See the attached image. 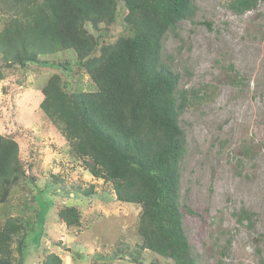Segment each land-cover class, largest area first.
<instances>
[{"label": "rangeland", "instance_id": "rangeland-1", "mask_svg": "<svg viewBox=\"0 0 264 264\" xmlns=\"http://www.w3.org/2000/svg\"><path fill=\"white\" fill-rule=\"evenodd\" d=\"M231 1L196 0V15L167 35L162 55L188 100L180 117L187 143L180 204L197 264H264V2L237 15ZM124 15L107 30H88L114 43ZM9 17L0 14V32ZM38 59L76 63L77 54ZM2 62L0 134L18 144L21 163L28 136L36 140L31 175L0 203V229L9 219L25 227L12 244L13 264H172L141 249V207L117 201L112 185L93 177L40 108L55 75L69 82V92L97 91L86 70L76 65L69 78L62 68ZM72 206L79 228L60 217Z\"/></svg>", "mask_w": 264, "mask_h": 264}, {"label": "trees", "instance_id": "trees-1", "mask_svg": "<svg viewBox=\"0 0 264 264\" xmlns=\"http://www.w3.org/2000/svg\"><path fill=\"white\" fill-rule=\"evenodd\" d=\"M261 2L232 0L229 8L243 15ZM124 11L125 26L114 43L89 32L88 25L98 31L119 24ZM197 11L196 0H0V14L10 15L0 32V55L8 67L62 68L72 78L77 65L90 76L97 91L88 93L69 92V82L62 85L60 76H53L40 108L93 177L112 185L117 201L141 207V249L172 264L197 261L180 204L181 162L187 154L180 117L188 100L179 88L180 75L162 55L167 35ZM66 50L76 52V63L38 59ZM28 138L29 154L21 163L18 144L0 134L1 204L22 175H31L36 140ZM60 217L68 227H81L74 206ZM23 231L17 219L0 229V264H13L12 244Z\"/></svg>", "mask_w": 264, "mask_h": 264}]
</instances>
